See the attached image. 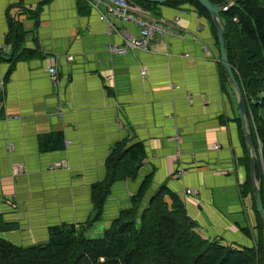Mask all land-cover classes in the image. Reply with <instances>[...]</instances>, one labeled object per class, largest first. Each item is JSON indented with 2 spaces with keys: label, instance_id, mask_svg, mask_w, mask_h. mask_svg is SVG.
I'll return each instance as SVG.
<instances>
[{
  "label": "crops",
  "instance_id": "0c3cea01",
  "mask_svg": "<svg viewBox=\"0 0 264 264\" xmlns=\"http://www.w3.org/2000/svg\"><path fill=\"white\" fill-rule=\"evenodd\" d=\"M155 11L167 21L178 17L180 34L156 33L150 51L114 54L109 46L120 45L124 32L138 36L137 25L115 16L108 25L77 0H0V215L15 225L2 238L40 244L53 226L91 219L92 185L105 178L111 148L124 141L143 143L146 156L135 179L112 183L89 230L108 226L150 175L145 203L164 185L203 237L254 244L252 200L239 187L247 142L234 120L237 93L223 78L212 20L187 5ZM10 18L26 30L16 53L4 42ZM57 132L59 148L43 150L41 136ZM54 162L65 167L50 169ZM18 163L24 173L15 175Z\"/></svg>",
  "mask_w": 264,
  "mask_h": 264
},
{
  "label": "trees",
  "instance_id": "16d2710c",
  "mask_svg": "<svg viewBox=\"0 0 264 264\" xmlns=\"http://www.w3.org/2000/svg\"><path fill=\"white\" fill-rule=\"evenodd\" d=\"M130 1L152 15L160 6L141 0ZM210 1L222 6L228 0ZM77 3L80 10L89 9L85 1L77 0ZM162 5H187L210 18L209 12L196 0H168ZM33 13L36 15L37 10ZM220 17L225 28L228 60L246 104L245 121L252 138L254 177L264 210V0H234L227 10L220 9ZM37 23L35 21L34 25ZM8 26L4 42L10 44L16 53L24 44L26 30L21 22L11 18ZM222 73L223 78L231 83L224 69ZM234 120L241 127L239 117ZM244 139L242 136L245 145ZM60 142L58 132L44 134L40 139L43 150L58 149ZM145 156L141 142L117 143L106 158L105 178L92 185L94 216L78 226L51 227L48 239L42 245H16L0 236V264H264L263 220L256 211L252 196L248 150L239 160L247 173L239 187L241 194L249 195L252 200L257 231L254 244H224L218 238L203 237L197 231L196 222L187 215L183 202L164 185L145 203L150 175L144 177L128 206L120 209L103 228L101 236L90 238L88 230L101 218L112 183L135 179ZM14 226L0 215V233ZM241 231L249 236L247 227H242Z\"/></svg>",
  "mask_w": 264,
  "mask_h": 264
},
{
  "label": "built area",
  "instance_id": "2783aa9c",
  "mask_svg": "<svg viewBox=\"0 0 264 264\" xmlns=\"http://www.w3.org/2000/svg\"><path fill=\"white\" fill-rule=\"evenodd\" d=\"M85 1L92 9L98 12V18L110 25L109 17L115 16L121 20L132 22L138 26V36L123 33V41L120 45H110L109 50L114 54H123L129 50H142L150 51V44L154 40L156 33L166 34L168 36L179 35L176 31L179 25V18L175 17L171 21L153 16L148 10L140 7L139 5L131 3L129 0H82ZM234 0H228L222 6L221 10L227 8L233 3ZM102 9H101V8ZM112 27V26H111ZM1 46V45H0ZM2 47V46H1ZM0 47V48H1ZM206 49V48H205ZM71 59V56L67 57ZM47 71L52 79L54 85L59 84L57 77V69L53 64L47 66ZM147 74L146 69L141 70V76L145 78ZM112 77V76H110ZM62 106H58V113H62ZM68 143V141H66ZM260 151V148H259ZM65 167L62 162H54L50 165V169ZM15 175L24 173V166L21 163L15 164L13 168ZM196 191L192 188L186 189V194H195Z\"/></svg>",
  "mask_w": 264,
  "mask_h": 264
},
{
  "label": "water",
  "instance_id": "95a60500",
  "mask_svg": "<svg viewBox=\"0 0 264 264\" xmlns=\"http://www.w3.org/2000/svg\"><path fill=\"white\" fill-rule=\"evenodd\" d=\"M130 1V0H129ZM149 3L159 4L162 5L164 2L168 0H141ZM199 2L210 14V18L213 23V27L216 32L217 41L219 45V53H220V63L222 67L224 68L226 74L228 75V78L232 82L235 91L237 93V110H238V117L240 119V123L242 125L244 134H245V140L247 142V150L250 154V177H251V184H252V196L255 202L256 211L260 213L261 218L263 220V230H264V210H263V204L260 196V189L255 181L254 177V159L252 156V138L250 136V133L246 130V121H245V115H246V104L244 101V96L242 93V90L239 86V83L235 79L233 69L229 63L227 51H226V45H225V28L222 24L221 17H220V8L218 4H215L211 2L210 0H196ZM45 243V242H44ZM44 243H40L39 245H42Z\"/></svg>",
  "mask_w": 264,
  "mask_h": 264
},
{
  "label": "rangeland",
  "instance_id": "374dc122",
  "mask_svg": "<svg viewBox=\"0 0 264 264\" xmlns=\"http://www.w3.org/2000/svg\"><path fill=\"white\" fill-rule=\"evenodd\" d=\"M102 230H103V227L101 225H97V226H94L93 228H91V230H89L87 235L90 238L99 237L102 234Z\"/></svg>",
  "mask_w": 264,
  "mask_h": 264
}]
</instances>
